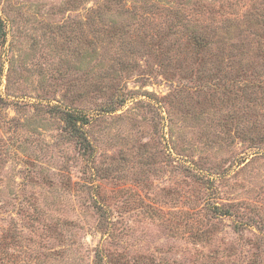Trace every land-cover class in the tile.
I'll list each match as a JSON object with an SVG mask.
<instances>
[{
    "label": "rangeland",
    "instance_id": "obj_1",
    "mask_svg": "<svg viewBox=\"0 0 264 264\" xmlns=\"http://www.w3.org/2000/svg\"><path fill=\"white\" fill-rule=\"evenodd\" d=\"M226 1L0 0V264H264V37Z\"/></svg>",
    "mask_w": 264,
    "mask_h": 264
},
{
    "label": "trees",
    "instance_id": "obj_2",
    "mask_svg": "<svg viewBox=\"0 0 264 264\" xmlns=\"http://www.w3.org/2000/svg\"><path fill=\"white\" fill-rule=\"evenodd\" d=\"M107 1H109V0H107ZM116 1H119V0H116ZM194 1L197 2L199 0H194ZM257 1H259V0H256V1L254 0L252 2V4H251L252 6H250V8H248L244 12L243 17H245L248 20H252L254 25L258 24L259 26L258 25L257 26L259 27V29H258L257 33H261V35L264 37V5H263V1H259V3H257ZM226 2H227L228 6L231 4V3H228V1H226ZM234 4H235V2L232 3L233 7H234ZM221 6H222V4H221ZM106 7H107V5H106ZM109 7L110 6L108 5V9H109ZM178 17H180V16H178ZM230 20H232V19H229V21ZM177 21H180V18L177 19ZM4 26L5 25L3 23V20L0 17V34L4 33ZM227 27H228V25L225 26V28H227ZM112 28H113V33H118L121 29V27L120 26L118 27L117 25H115ZM99 30H103L104 33L105 32L111 33L110 26L105 28L103 26V24H101V29H99ZM191 33H194V32H191ZM192 36H193L194 42L198 45L197 47L201 49L200 52L205 53L207 47L209 46V41L205 37H203L202 35L201 36L192 35ZM198 37H200L202 40L198 41V39H197ZM219 49L220 50L218 52H216V55L218 57V59H217L218 60L217 61L218 66H216V67H219V65L225 61H226L225 65L227 67H230V68H232L235 65V63H237V65H240L241 63L245 62L246 53H244L243 50H240L236 53H231L230 51H225L223 46H220ZM259 56L262 57V60L264 62V52H263V54H259ZM246 67H247L246 65L238 66V68L235 70V80H236V78L243 76L244 72L247 71ZM64 113H65V120L67 123L68 130L74 136H76L78 138L80 147L84 151L87 150L88 145H89V141H88V139L85 135V132L83 130V126L88 123L87 116L85 114H82V113L77 112V111H72V112L71 111H64Z\"/></svg>",
    "mask_w": 264,
    "mask_h": 264
}]
</instances>
